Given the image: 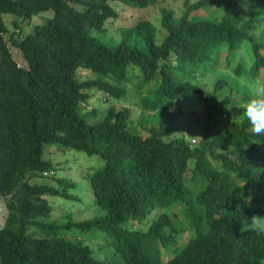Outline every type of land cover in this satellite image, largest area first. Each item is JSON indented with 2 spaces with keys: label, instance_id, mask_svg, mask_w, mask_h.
<instances>
[{
  "label": "trees",
  "instance_id": "obj_1",
  "mask_svg": "<svg viewBox=\"0 0 264 264\" xmlns=\"http://www.w3.org/2000/svg\"><path fill=\"white\" fill-rule=\"evenodd\" d=\"M115 1L0 0V196L6 198L7 209L0 227V264H264V235L240 231L247 217L264 216V135H254L242 110L233 106L225 110L224 130L212 139L205 133L195 145L182 135L163 137L178 128L171 107L186 96L195 94L204 107L217 109L209 100L210 93L191 80L195 68L203 76L219 71L206 72L204 67L216 65L221 45L227 46L228 65L233 50L247 42L251 66L249 58V69L240 59L233 72L246 76L247 81L264 79V41L252 33L259 17L250 13L242 19L231 13L243 0H184L179 17L171 9H161V25L167 33L160 44L155 42L154 25L140 19L109 46L90 30L106 31V21L118 16L111 4ZM123 1L134 8L157 2ZM250 1L264 10V0ZM49 9L53 16L25 35L12 21L9 44L19 49L24 63L19 65L4 37L8 27L2 14L12 13L25 20ZM200 9L210 12L204 16L190 14ZM134 36L143 46L129 41ZM172 54L178 62L174 68L166 64ZM129 65L140 68V86L157 74L161 78L142 99L153 110L149 114L160 109L148 134L128 130L130 110L126 106L110 105L104 117L96 121L90 118L95 110L87 114L80 110L90 88L116 98L124 96L125 89L104 78L125 81ZM80 68L99 78L80 82ZM230 80L220 77L214 89L231 84ZM46 144L74 147L106 160L89 177L95 202L106 211L104 215L83 221H72L69 216L65 225L49 219L52 206L47 196L75 197L68 191L72 181L64 178H56L55 183L31 182L38 173L46 176L50 172V179H54L55 166L43 158ZM188 159L205 181L193 197L203 218L201 212L195 220L194 216L190 219L195 226L200 219L206 229L195 230L178 253L163 261L161 245L168 252L177 241L179 227L162 208L186 203L182 176ZM216 162L219 165L214 168ZM225 170L237 175L234 181ZM154 211L157 217L145 231L121 227L128 220L141 222ZM31 228L40 234L29 233ZM92 228L112 234L118 260L96 259L89 246L60 235L64 229L75 232Z\"/></svg>",
  "mask_w": 264,
  "mask_h": 264
},
{
  "label": "rangeland",
  "instance_id": "obj_2",
  "mask_svg": "<svg viewBox=\"0 0 264 264\" xmlns=\"http://www.w3.org/2000/svg\"><path fill=\"white\" fill-rule=\"evenodd\" d=\"M191 3L195 0H186ZM117 10V18H111L106 21V31L90 30V34L102 43L114 46L117 38H119L124 29L134 25L140 19L149 20L155 27V42L160 44L166 35V30L161 25V9H171L175 17H179L184 9V0H157V2L148 7L134 8L126 4L123 0H118L111 3ZM213 11V9H212ZM209 10L200 9L192 11L191 15H207ZM223 12V11H219ZM231 13L237 14L242 19L247 18L250 13L259 17L254 23L252 33L257 40L264 41V10L253 1L243 0L242 3L235 6ZM53 16V10L41 12L38 15L32 16L30 19H23L12 13L2 14V18L6 23L8 30L4 34L5 39L9 44V36L14 30L13 22L16 21L19 24L21 35H25L32 31L34 25L44 24L48 18ZM133 44L137 43L143 46L142 41L134 36L129 39ZM10 46V50L15 61L23 66V60L19 49ZM227 50L226 45H221L216 53V65L211 68L204 67V71L209 72L212 69L219 68L218 72L210 73L206 76L202 75V71L199 68L194 69V79L192 83L198 84L205 93H210L209 100L212 104L217 106L214 111L204 107L199 101L197 95L190 94L182 99L178 106L173 103L171 110L174 112V124L178 126L173 133L166 134L163 137L169 139L176 135H182L185 139L189 140L192 144L197 145L198 141L203 137L205 133L209 134V139L215 137L218 132L223 131L225 124H227V114L225 110L227 108L235 107L241 108V105L245 104L249 99V93L246 87L242 86L241 81L247 82L246 76H236L233 72V68L236 67L238 61H243L247 69H249L248 58L250 59L251 66V48L247 42L240 43L232 52L230 63L227 65L225 60V52ZM239 53V54H238ZM235 55V59L231 64V60ZM239 61V62H240ZM167 66L174 68L178 62L175 55H170L169 60L166 62ZM231 64V65H230ZM171 69V68H170ZM171 73V70H168ZM216 75L217 77L213 76ZM142 73L139 67L129 65L126 69L125 81H118L115 77L109 76L104 80L115 84L118 87L125 89L126 93L120 98L112 97V95L104 92L103 90L90 88L86 90L88 99L81 102V112L89 113L91 110H95L90 115L91 120H100L106 114L110 105H115L117 108L128 107L130 110V118L126 127L132 132H138L141 134H148L152 125L157 120L160 113V109H155L153 114H149L153 110H150L142 100L148 90L155 89L160 83V76H157L149 82H146L142 86L140 83ZM213 76V77H211ZM231 79V84L235 83L234 87L231 84H224L219 90L214 89L216 81L220 78ZM99 77L91 73L89 70L80 68L77 70V80L80 82L87 80H95ZM263 78V77H262ZM226 100V101H225ZM236 118L235 120H238ZM43 158L49 160L55 166V171L48 172L45 176L44 173H38L36 177L31 179L32 183H50L56 181V178H64L66 181H72L73 186L68 191L75 198H63L61 196H47L49 204L52 206V211L49 219L57 224L65 225L68 222L70 216L72 221H83L91 219L97 216L104 215L106 211L96 204L93 192L90 187L89 177L96 170L101 169L106 160L100 154H86L82 151L76 150L74 147H58L52 144H46L44 148ZM211 162H215L214 159L209 156ZM192 159L187 160V167L182 176V183L184 184V196L186 203H174L168 207L162 208L163 212L169 214L176 223H178L179 232L175 234V241L171 244L170 250L167 252L161 245V258L164 261L168 257H173L182 248L184 241L190 236L194 235L195 230L204 229L203 222L198 219L197 226L193 225L190 217H197L203 211L193 202L195 192L199 191L204 185L200 173L193 170ZM217 164V165H216ZM218 162L213 163V167L217 168ZM225 173L230 174V178L233 180V176L237 175L233 171L225 170ZM234 181V180H233ZM6 198L0 196V227L3 225L7 209L5 206ZM195 206V208H193ZM190 215H188V214ZM157 217V213L154 211L147 216L143 221L140 220H128L121 224L122 228L128 230L140 229L147 230L152 218ZM205 223V222H204ZM184 229L180 232V229ZM206 229V226H205ZM204 229V230H205ZM203 230V231H204ZM29 233L33 235H39L40 232L34 228L29 230ZM169 233V229L166 230ZM60 235L80 240L83 244L89 246L92 250L93 257L96 259L104 260L109 259L112 261L118 260V255L113 248L114 237L106 230L92 228L88 231H75L64 229L60 232ZM174 250L176 252L174 253Z\"/></svg>",
  "mask_w": 264,
  "mask_h": 264
},
{
  "label": "clouds",
  "instance_id": "obj_3",
  "mask_svg": "<svg viewBox=\"0 0 264 264\" xmlns=\"http://www.w3.org/2000/svg\"><path fill=\"white\" fill-rule=\"evenodd\" d=\"M249 93L248 101L241 105L243 115L251 125V131L256 136L264 135V79L259 77L252 80L241 81ZM241 232H255L257 235H264V216L254 214L240 224Z\"/></svg>",
  "mask_w": 264,
  "mask_h": 264
}]
</instances>
